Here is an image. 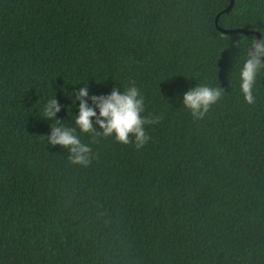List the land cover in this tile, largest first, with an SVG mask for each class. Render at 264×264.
Masks as SVG:
<instances>
[{"label": "trees", "instance_id": "1", "mask_svg": "<svg viewBox=\"0 0 264 264\" xmlns=\"http://www.w3.org/2000/svg\"><path fill=\"white\" fill-rule=\"evenodd\" d=\"M230 4L0 0V264H264V69L249 105L257 34L221 31L264 35V0ZM133 81L162 117L143 148L77 128L84 166L48 143L47 100L73 127L74 90ZM198 85L223 96L194 120L182 101Z\"/></svg>", "mask_w": 264, "mask_h": 264}, {"label": "clouds", "instance_id": "2", "mask_svg": "<svg viewBox=\"0 0 264 264\" xmlns=\"http://www.w3.org/2000/svg\"><path fill=\"white\" fill-rule=\"evenodd\" d=\"M262 69H264V35L259 39L254 38L249 44L247 58L239 73V88L244 101L249 105L255 103L254 86ZM72 93L75 101L79 100V111L78 115H75L73 127L59 124L57 113L60 112L61 105L55 97L44 104L42 116L54 122L48 135V143L68 149V158L73 164L87 166L91 162L92 149L81 142L76 135L77 128L81 133H94L105 138L113 137L117 143L132 144L139 150L151 139L145 126L158 124L162 119L154 113L144 114L145 97L134 81L130 82L123 91L113 87L107 95L89 96L86 84ZM222 96L223 90L220 87L198 85L183 94L182 102L194 120H201ZM89 99L92 106L88 103ZM96 109L99 110L98 113ZM94 124L99 125L102 131H98Z\"/></svg>", "mask_w": 264, "mask_h": 264}, {"label": "water", "instance_id": "3", "mask_svg": "<svg viewBox=\"0 0 264 264\" xmlns=\"http://www.w3.org/2000/svg\"><path fill=\"white\" fill-rule=\"evenodd\" d=\"M233 3H234V0H231V4L226 9V11H229L231 9ZM221 31L224 32V33H240V32H244V33H255V34H257V39L261 38L260 33L255 32V31H248V30H244V29H223V28H221Z\"/></svg>", "mask_w": 264, "mask_h": 264}]
</instances>
